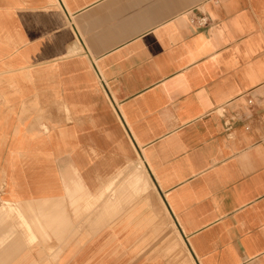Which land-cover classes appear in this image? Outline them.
<instances>
[{"label":"crops","instance_id":"crops-1","mask_svg":"<svg viewBox=\"0 0 264 264\" xmlns=\"http://www.w3.org/2000/svg\"><path fill=\"white\" fill-rule=\"evenodd\" d=\"M0 203V264H264V0H0Z\"/></svg>","mask_w":264,"mask_h":264},{"label":"built area","instance_id":"built-area-1","mask_svg":"<svg viewBox=\"0 0 264 264\" xmlns=\"http://www.w3.org/2000/svg\"><path fill=\"white\" fill-rule=\"evenodd\" d=\"M187 15L191 24L198 28H205L211 24L210 16L201 7L188 11ZM249 102L252 103V101Z\"/></svg>","mask_w":264,"mask_h":264},{"label":"rangeland","instance_id":"rangeland-1","mask_svg":"<svg viewBox=\"0 0 264 264\" xmlns=\"http://www.w3.org/2000/svg\"><path fill=\"white\" fill-rule=\"evenodd\" d=\"M8 206H5V205H3L2 203H0V208L2 209V210H12L13 209V206H12V204H7ZM27 224V223H26Z\"/></svg>","mask_w":264,"mask_h":264},{"label":"bare ground","instance_id":"bare-ground-1","mask_svg":"<svg viewBox=\"0 0 264 264\" xmlns=\"http://www.w3.org/2000/svg\"><path fill=\"white\" fill-rule=\"evenodd\" d=\"M61 251V250H60ZM59 255V254H58Z\"/></svg>","mask_w":264,"mask_h":264}]
</instances>
